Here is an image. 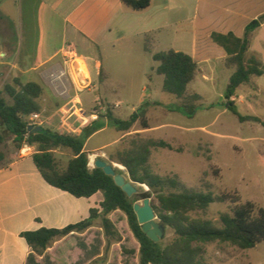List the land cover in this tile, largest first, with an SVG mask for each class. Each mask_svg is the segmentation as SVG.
Wrapping results in <instances>:
<instances>
[{
    "label": "rangeland",
    "instance_id": "rangeland-1",
    "mask_svg": "<svg viewBox=\"0 0 264 264\" xmlns=\"http://www.w3.org/2000/svg\"><path fill=\"white\" fill-rule=\"evenodd\" d=\"M44 1L54 7L62 0L0 1V14L8 16L10 22L9 25L6 19L1 21L0 32L10 37L14 35L12 43L15 46L14 54L11 57L7 55L5 60L9 59L13 63L19 61L18 69L22 71L13 70L8 65H0V92L3 91L5 84L13 83L16 77L23 83L34 81L41 84L44 89V94L39 100L42 108L40 117L42 126L68 134L66 131L68 127L62 128L61 120L77 108L82 109L78 113L90 121L98 117L103 118L107 111H111L115 117L122 120L129 119L142 106V100L148 98V90L147 92L145 90L151 85L156 89L154 98H159L163 104L162 106L152 104L148 108L150 128L143 129L137 124L129 132H119L110 126L108 131L96 136L88 146L91 150L99 143L110 144L95 154L97 159L117 164L111 161L110 157L119 150L127 149L130 141L138 135L144 139L164 140L173 147V150H153L151 167L154 173L163 178L178 177L188 189L212 192L216 196L236 194L242 202H252L258 207H264V127L255 122L241 123L238 117L227 109L225 92L229 84L230 70L233 69L226 66V60L224 63L218 61L211 65L209 71L214 78L207 84L202 86L194 82L190 86L188 94H198L202 100L197 115L194 118H187L179 111L180 101L162 90L164 77L156 73L158 63L145 53L138 38L126 36V33L119 29L103 28L100 31L101 44L92 47L80 34L72 31L68 34L67 42L74 44L78 53L88 59V63H91L90 59L94 53L100 55L105 69L110 72L111 93L105 94L101 86L106 74L96 78L94 71L95 77L91 74L92 86L89 89L79 93L72 90L71 98L60 97L45 82L43 74L52 65L60 62L59 56L52 59L50 57L63 42L64 20L67 13L64 11V15L56 16ZM110 2L113 7L119 3L118 0ZM0 38L1 50L5 39ZM153 49L155 53L165 52L167 44L162 43L152 47V51ZM46 60L49 61L39 66L34 73L25 75L27 67L23 61L39 65ZM83 71L87 76L84 67ZM252 81L253 84L237 90L232 101L240 115L255 116L264 121V75L255 77ZM255 85L262 88L261 94ZM77 95L82 100L80 104L75 102ZM3 96L11 103L8 96ZM118 102L121 104L117 108ZM75 117L72 121L76 119ZM102 123L106 122L102 120ZM3 134L6 139L1 146L7 152L14 143L10 134L6 132ZM83 135L84 133H81V136ZM115 140L116 142L112 144ZM54 155L59 169L64 170L72 157V152L66 149L55 150ZM96 157L92 155L90 158V169L95 168ZM121 173L130 180L126 170ZM134 185L139 198L144 191L149 190L146 186ZM151 201L155 205L159 204L154 197ZM142 202L140 198L136 203ZM230 207V203L217 202L205 211L193 213L192 216L210 220L216 226H220V215L228 212ZM114 221L125 242L118 251L113 250L110 263L139 264L140 245L130 231L125 214L119 211L115 214ZM157 221L160 222L158 218ZM98 224L101 226L100 220ZM94 234L90 252L97 258L103 254L102 239ZM174 237V232L166 227L165 238L159 243L165 246ZM102 238L105 241L104 236ZM115 243L112 242L111 246ZM67 247H71V242L63 244L61 249L65 250ZM205 256L207 264H264V243L250 250H242L230 243H209L206 245ZM75 263V258H71V264Z\"/></svg>",
    "mask_w": 264,
    "mask_h": 264
},
{
    "label": "trees",
    "instance_id": "trees-1",
    "mask_svg": "<svg viewBox=\"0 0 264 264\" xmlns=\"http://www.w3.org/2000/svg\"><path fill=\"white\" fill-rule=\"evenodd\" d=\"M128 9L140 12L151 6L152 0H120ZM264 23V14L250 22L242 38L233 33H213V43L227 53L226 66L233 69L225 92L226 107L241 123L255 122L264 127V121L255 116H242L238 113L233 97L237 90L249 85L255 77L264 75V63L257 56H249L251 36ZM154 38L145 37V52L152 54L158 63L156 73L164 77L163 91L180 101V113L187 118H194L201 105L202 97L189 95L188 87L199 72L198 63L183 52L169 50L153 54ZM104 74L103 69L100 77ZM44 94L43 86L37 82L23 83L16 77L13 83L5 84L0 92V124L12 137L14 146L21 149L24 145L36 146L34 163L43 179L52 187L67 192L76 198H91L98 192L104 194L100 209H91L88 219L69 225L63 229L42 228L37 231H26L21 236L26 240L34 254L44 255L49 247L58 239L72 233H84L98 220L101 221L105 239L107 240L104 255L90 264H104L108 258L112 242L121 243L123 237L109 216L117 211L125 214L135 239L140 245L139 264H207L206 245L209 243H230L242 250H250L264 243V207L252 202H242L238 195L223 194L216 196L212 192L188 189L178 177L163 178L152 170L151 157L154 149L173 150L164 140L144 139L139 135L130 141L129 147L119 150L110 157L111 161L125 167L129 179L134 184L148 187L140 197L142 200L154 197L151 201L154 212L160 223L174 232V239L162 246L150 240L143 232L142 226L134 212V205L140 199L138 195L128 197L118 187L114 179L107 176L102 169H90L89 153L85 151V142L92 134L102 128L100 118L86 126L83 136H72L43 128L42 133L29 132L32 124L31 116L41 114L39 100ZM11 99V103L3 96ZM162 103L145 102L129 119L122 120L107 111L104 118L119 132H129L137 124L149 129L148 108ZM5 135L0 132V146L5 142ZM70 150L72 157L67 167L60 170L54 155L55 150ZM5 154L0 149V166ZM120 173V171L117 170ZM230 203L228 212L219 218L220 226L202 218H195L193 213L207 210L212 204ZM33 258V257H32ZM32 260V259H31ZM100 261V263L98 262Z\"/></svg>",
    "mask_w": 264,
    "mask_h": 264
},
{
    "label": "crops",
    "instance_id": "crops-1",
    "mask_svg": "<svg viewBox=\"0 0 264 264\" xmlns=\"http://www.w3.org/2000/svg\"><path fill=\"white\" fill-rule=\"evenodd\" d=\"M46 2L44 1V4L51 8L56 16L60 17L67 13L64 20L63 42L56 48L50 59L59 55L63 45L68 43V34L72 31L80 34L83 40L89 42L93 47L96 44H101L100 31L103 28L119 29L126 33V36L138 38L143 44L144 51L145 37L151 35L154 38L153 47L166 42V51L183 52L193 57L198 63L199 72L189 85L188 90L194 82L202 86L207 84L214 78V75H211L212 72L209 71L211 65L218 61L224 63L227 59V53L213 43L211 35L213 33H233L242 38L246 26L264 14V0H152L151 6L140 12L126 8L120 0L114 7L110 0H62L57 2L54 7L49 6ZM5 19L9 22L8 16L0 14V22ZM0 37L5 39L0 50L2 59L0 65H8L13 70H20L18 69L19 61L13 63L9 59L5 60L7 55L11 57L14 54L15 46L12 43L14 35L10 37L0 32ZM79 54L85 59L90 76L91 74L94 76V71H96V78H99L103 69L106 78L101 86L104 88L105 94L109 95L111 93L110 72L105 69L100 55L94 53L90 59L91 63H88V59L81 53ZM153 54H156L154 49ZM148 55L152 57V54ZM252 55L257 56L264 63V23L251 36L249 56ZM48 61L41 62L39 65L23 61L22 63L27 67L25 75L34 73L39 66ZM230 71L232 75L233 70ZM20 72L22 71L20 70ZM252 82L251 84H253ZM255 86L261 94L262 88L258 85ZM241 88L242 86L238 90ZM145 91L148 98L142 100V105L147 101L163 104L162 100L154 98L156 92L154 87L150 85L149 89ZM81 101L77 95L75 102L80 104ZM118 103L121 104V102ZM79 111L82 109L77 108L61 120L62 128L68 127L66 131L72 136H80L83 129L95 121V119L90 121L83 117L78 113ZM73 117L76 119L72 121ZM102 120L106 123H102ZM38 124L42 126V122ZM95 125L103 126L85 142L84 149L89 153V159L92 158V155L96 157V153L110 145L99 143L89 150L88 146L91 141L110 128L108 120L104 117L100 119V124L95 123ZM0 132H6V128L1 124ZM115 142L116 140L112 144ZM0 149L5 154V160L0 166V264H71L73 257L76 260L75 264H90L102 257L107 240L98 224L99 220L84 233H72L56 240L44 255L38 256L33 253L31 247L21 236L22 233L42 228L63 229L86 220L90 216L91 209H100V204L104 201V194L98 192L91 198H76L50 186L43 179L34 163L33 156L37 152L36 146L24 145L21 149L12 146L7 152L2 146ZM118 212L109 216L114 224V216ZM94 233L102 239L101 251L103 254L97 258H94L95 256L90 252ZM103 236L105 241H103ZM66 242H71V247H67L65 250L61 249V246ZM124 242L125 240L111 246L104 264H111L113 250L118 251ZM120 264L122 263L120 262Z\"/></svg>",
    "mask_w": 264,
    "mask_h": 264
},
{
    "label": "built area",
    "instance_id": "built-area-1",
    "mask_svg": "<svg viewBox=\"0 0 264 264\" xmlns=\"http://www.w3.org/2000/svg\"><path fill=\"white\" fill-rule=\"evenodd\" d=\"M58 56L60 62L52 65L43 74V79L55 94L60 97L71 98L72 90L79 93L92 86L85 59L78 53L74 44L65 43ZM83 67L87 71V76L84 75ZM116 107H120V103ZM31 120L30 126L39 125L40 115H32Z\"/></svg>",
    "mask_w": 264,
    "mask_h": 264
},
{
    "label": "water",
    "instance_id": "water-1",
    "mask_svg": "<svg viewBox=\"0 0 264 264\" xmlns=\"http://www.w3.org/2000/svg\"><path fill=\"white\" fill-rule=\"evenodd\" d=\"M29 132L42 133L44 130L40 125L30 126L28 128ZM95 168L102 169L107 176L114 179L115 184L120 187L128 197H132L137 193V188L131 180H128L121 172L119 164H109L102 159H97L94 162ZM123 167V166H122ZM124 170L125 167H123ZM120 171L119 172H117ZM145 187L144 185H141ZM134 212L138 218L139 224L142 226L143 232L147 237L155 243H159L165 238L166 226L157 221V216L151 205V199L146 198L143 200L142 204L136 203L134 205Z\"/></svg>",
    "mask_w": 264,
    "mask_h": 264
},
{
    "label": "bare ground",
    "instance_id": "bare-ground-1",
    "mask_svg": "<svg viewBox=\"0 0 264 264\" xmlns=\"http://www.w3.org/2000/svg\"><path fill=\"white\" fill-rule=\"evenodd\" d=\"M94 159V158H93ZM92 166V165H91ZM121 169H123L124 170V168L122 167V166H119Z\"/></svg>",
    "mask_w": 264,
    "mask_h": 264
}]
</instances>
